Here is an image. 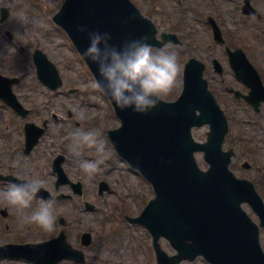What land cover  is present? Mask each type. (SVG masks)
<instances>
[{"label": "water", "instance_id": "1", "mask_svg": "<svg viewBox=\"0 0 264 264\" xmlns=\"http://www.w3.org/2000/svg\"><path fill=\"white\" fill-rule=\"evenodd\" d=\"M2 10L1 20L6 17ZM54 20L80 53L87 37L78 25L110 32L113 43L143 35L153 46L161 47L168 39L167 34H162L160 41L156 39L154 25L130 0H64ZM33 59L38 77L57 88L62 82L55 65L38 49ZM86 62L95 77V65ZM202 70V63L190 59L179 97L162 100L148 113L121 110L110 100L121 125L108 131L109 138L119 155L152 184L155 193L141 213L130 219L152 234L158 264H178L198 255L211 264H264L259 226L241 207L248 203L257 213L259 225L264 226V203L252 182L235 177L228 168L232 151L221 148L226 119L207 89ZM15 81L0 76V97L20 109L10 89ZM203 124H209L207 138L197 142L191 128ZM195 151L203 152L206 170L198 166ZM55 164L58 166V160ZM57 172V185L68 181L62 168ZM72 185L81 193L80 182ZM107 188L100 182V193ZM82 237L85 244L90 243V233ZM160 237L169 241L176 254L168 256L160 248ZM67 247L60 257L84 261L80 252Z\"/></svg>", "mask_w": 264, "mask_h": 264}, {"label": "rangeland", "instance_id": "2", "mask_svg": "<svg viewBox=\"0 0 264 264\" xmlns=\"http://www.w3.org/2000/svg\"><path fill=\"white\" fill-rule=\"evenodd\" d=\"M161 5L169 12H174L176 0H159ZM63 0H0V7H6L9 14L6 20L0 24V73L6 76H19L21 82L13 86L14 92L25 106H33L36 114L30 120L41 124L43 119L47 120L46 133L40 138L37 145V156L34 161L31 156L25 157L24 165L17 170L29 172L42 176L46 179V189L54 192L55 174L51 172L52 157L57 154L64 155L63 168L71 179H79L83 183V195L73 197L72 201H60L54 205L57 217H64L68 225L77 228L81 233L84 230L93 232L94 238L90 246L84 249L86 255L85 264H156L155 254L151 246V237L144 227L134 224L129 230L123 220L129 216H136L140 213L148 199L153 196L151 186L136 170L129 165L115 152L107 137V130L117 127L120 123L114 115L113 109L103 93L91 86L92 75L81 60L71 41L65 32L57 26L52 15L58 10ZM145 13L152 7V0H133ZM175 15V14H174ZM156 14L153 19L158 27L162 29V18ZM176 22V20H173ZM235 21L228 20V26H237ZM200 28H198L199 30ZM12 34V40L5 37L4 31ZM203 43L208 41L207 37L202 38ZM5 37V38H4ZM167 46L175 49L178 54L179 73L177 83L168 93L165 100H172L178 96L181 90L182 49L177 45L168 43ZM22 47V50L20 47ZM35 48L42 49L48 58L54 62L59 70L63 84L54 91H49L37 79L35 67L31 60V52ZM186 55L208 58L206 53H199L196 50H186ZM208 78V73L205 72ZM172 97V98H169ZM76 105L84 113V118L78 117L72 106ZM226 110H231L229 104L224 103ZM5 111L7 108L0 102V148H3V137L1 130L12 132L9 127L2 125L6 120ZM34 112V113H35ZM53 113L56 118H53ZM238 117H233L230 123L229 133L225 138L223 147H232L236 133L242 134V127L236 122ZM10 122V119L7 121ZM99 128L102 131L106 143L105 163L101 171L89 179L78 167V161L67 148V134L74 128ZM208 127H194L192 134L198 141H204ZM241 143L237 145V158L232 159L230 168L236 175L249 179L259 180L263 176L258 172V165L262 167L264 161L262 151L253 148L254 152L250 157L242 153L246 150L240 149ZM55 152V153H54ZM19 154V151H18ZM23 155V153H22ZM18 156V155H17ZM1 157V151H0ZM200 167L207 165L202 159V153L195 154ZM88 158H94V154ZM248 159L253 168L245 171L240 167L243 159ZM4 161V160H3ZM6 170V166L0 163V170ZM104 180L109 184V190L104 191L100 196L97 192L98 182ZM262 185L256 183V188L264 199V180ZM7 185H0V188ZM59 190L69 192L68 187H60ZM88 201L94 205L93 209H86L84 202ZM4 204L0 203V208ZM35 207V206H33ZM244 209L257 221V217L247 205ZM8 218L0 215V243L11 237L7 234L12 232L11 228L5 230V224L15 223L13 230L22 226L34 225L25 224L20 219V213L11 211L8 207ZM26 209L25 211H31ZM119 215V218H118ZM58 222V220H57ZM22 226H18V225ZM71 242L79 246L78 238H72ZM260 243L264 250V228L260 229ZM161 247L168 253L173 254L175 250L165 239H160ZM0 264H26L24 262H0ZM59 264H74L69 261H62ZM179 264H209L203 258L197 257L193 261H182Z\"/></svg>", "mask_w": 264, "mask_h": 264}, {"label": "flooded vegetation", "instance_id": "3", "mask_svg": "<svg viewBox=\"0 0 264 264\" xmlns=\"http://www.w3.org/2000/svg\"><path fill=\"white\" fill-rule=\"evenodd\" d=\"M165 3H169V0H165ZM146 12L153 16L155 10L150 7ZM176 15L178 27L175 33L183 56L186 50L207 54L208 58L198 57L205 63L209 87L229 123L233 121V117H238L236 123L242 127V134L236 133L231 148L236 151L237 145L241 143L240 149L246 150L242 154L250 156L254 152L253 148L259 147L264 158V0H177ZM229 19L236 20L237 26L229 27ZM215 26L218 31L216 28L214 30ZM166 29L169 31V28ZM197 30L202 32V38L207 37L206 43L196 34ZM243 59L255 69V74L245 69ZM235 68L242 70L240 76ZM258 81L260 84L256 83ZM224 103L230 105V111L226 110ZM28 109L27 116L36 114L33 106ZM12 117L10 122H4L5 127L14 131H5L2 136L4 146L0 148V163L6 166V170H0V173L16 177L15 173L21 171L10 167V160L22 153L25 156L22 142V126L25 121L18 117L19 121L15 120V115ZM36 147L26 155L31 156L32 161L37 156ZM235 157H238L236 152ZM258 167L264 180L263 169L260 165ZM262 167L264 168V161ZM244 170L248 171L250 168ZM35 199L39 201V198ZM60 230L62 228L57 227L56 234H50L36 225H28L13 230L7 236L14 243L39 242L55 237ZM63 230L69 241L72 238L79 240V232L72 225L67 224ZM26 263L30 264L28 261Z\"/></svg>", "mask_w": 264, "mask_h": 264}, {"label": "clouds", "instance_id": "4", "mask_svg": "<svg viewBox=\"0 0 264 264\" xmlns=\"http://www.w3.org/2000/svg\"><path fill=\"white\" fill-rule=\"evenodd\" d=\"M78 30L87 37L80 55L95 65L91 86L108 96L117 108L148 113L177 83L178 54L170 46L154 47L143 35L113 43L108 31L89 29L86 25H78ZM72 108L79 118H84L83 111L76 105ZM66 139L68 151L77 158L79 169L89 179L102 170L106 143L101 129L77 127L68 132ZM93 154L94 158H88ZM24 160L22 154L18 155L10 160V167L21 168ZM15 175V180L0 188V203L20 213L23 223L56 234L55 197H42L35 207L32 205L36 194L46 187V179L31 171L16 172ZM186 242L190 243V240Z\"/></svg>", "mask_w": 264, "mask_h": 264}]
</instances>
